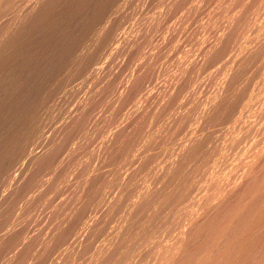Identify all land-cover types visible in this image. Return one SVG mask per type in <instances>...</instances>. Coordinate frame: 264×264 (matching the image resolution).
I'll return each instance as SVG.
<instances>
[{
  "label": "rangeland",
  "instance_id": "1",
  "mask_svg": "<svg viewBox=\"0 0 264 264\" xmlns=\"http://www.w3.org/2000/svg\"><path fill=\"white\" fill-rule=\"evenodd\" d=\"M201 263L264 264V0H0V264Z\"/></svg>",
  "mask_w": 264,
  "mask_h": 264
},
{
  "label": "bare ground",
  "instance_id": "2",
  "mask_svg": "<svg viewBox=\"0 0 264 264\" xmlns=\"http://www.w3.org/2000/svg\"><path fill=\"white\" fill-rule=\"evenodd\" d=\"M41 4V3H40ZM29 7V6H28ZM40 7V6H39ZM35 9V8H33ZM137 12V11H136ZM2 13V12H1ZM5 17V16H4ZM18 22V21H17ZM16 27V26H15ZM260 64V63H259ZM263 69V68H262ZM262 78V77H261ZM54 206V205H53ZM41 215V214H40ZM205 215V214H204ZM14 223V222H13ZM113 236V235H112ZM230 237V236H229ZM211 251V250H210ZM193 253V252H192ZM222 254V253H221ZM135 258V257H134ZM16 261V260H15ZM202 264V263H201ZM222 264V263H221Z\"/></svg>",
  "mask_w": 264,
  "mask_h": 264
}]
</instances>
